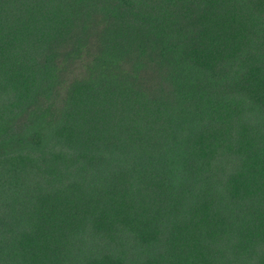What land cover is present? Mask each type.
I'll return each mask as SVG.
<instances>
[{
  "label": "trees",
  "instance_id": "obj_1",
  "mask_svg": "<svg viewBox=\"0 0 264 264\" xmlns=\"http://www.w3.org/2000/svg\"><path fill=\"white\" fill-rule=\"evenodd\" d=\"M0 264H264V0H0Z\"/></svg>",
  "mask_w": 264,
  "mask_h": 264
}]
</instances>
